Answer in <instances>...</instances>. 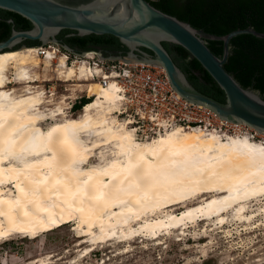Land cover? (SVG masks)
Instances as JSON below:
<instances>
[{
    "label": "bare ground",
    "instance_id": "obj_1",
    "mask_svg": "<svg viewBox=\"0 0 264 264\" xmlns=\"http://www.w3.org/2000/svg\"><path fill=\"white\" fill-rule=\"evenodd\" d=\"M35 46L0 52V243L71 223L85 256L109 242L128 252L135 237L162 244L200 222L207 234L232 221L257 227L263 141L181 125L140 138L117 115V83L92 77L100 67ZM53 80L63 92L48 90ZM84 93L92 98L71 115Z\"/></svg>",
    "mask_w": 264,
    "mask_h": 264
},
{
    "label": "water",
    "instance_id": "obj_2",
    "mask_svg": "<svg viewBox=\"0 0 264 264\" xmlns=\"http://www.w3.org/2000/svg\"><path fill=\"white\" fill-rule=\"evenodd\" d=\"M0 8L15 12L32 23L30 29L14 30L6 40L0 41V52L14 50L23 40L40 41L41 45L50 42L61 45L57 35L65 29L80 36L113 35L130 50L125 56L128 58L108 51L112 58L159 63L174 88L186 99L210 107L224 119L246 123L256 131L264 132V98L259 91L244 88L224 67L233 37L250 33L264 38V32L248 27L223 36L209 34L156 8L148 0H0ZM206 39L223 41L222 57L210 49ZM163 42L178 44L188 50L222 88L226 101H219L199 90ZM138 46L151 50L154 56L140 58L134 52ZM62 47L73 52L68 45Z\"/></svg>",
    "mask_w": 264,
    "mask_h": 264
},
{
    "label": "rangeland",
    "instance_id": "obj_3",
    "mask_svg": "<svg viewBox=\"0 0 264 264\" xmlns=\"http://www.w3.org/2000/svg\"><path fill=\"white\" fill-rule=\"evenodd\" d=\"M54 47L57 49L58 45ZM44 84L48 90L56 87L58 92L66 87V83L59 80ZM82 98H88L87 93L82 94ZM79 110L69 109V113L77 115ZM255 139L264 142L260 134H255ZM257 218L261 220L256 223L257 227L250 229L253 232L232 221L224 224L223 229L209 225L207 234L200 222L185 235L178 236L174 231L162 235V244L135 237L128 252L123 251L128 242H109L98 245L85 256L81 253L85 245L77 246L78 236L70 223L42 233L36 239L15 234L1 242L0 264H32L39 259H45L46 264H264V214Z\"/></svg>",
    "mask_w": 264,
    "mask_h": 264
},
{
    "label": "trees",
    "instance_id": "obj_4",
    "mask_svg": "<svg viewBox=\"0 0 264 264\" xmlns=\"http://www.w3.org/2000/svg\"><path fill=\"white\" fill-rule=\"evenodd\" d=\"M148 1L165 13L188 22L193 27L202 29L209 34L223 36L231 31L248 27L264 32V0ZM4 11L19 17L25 29L32 27V23L23 16L12 11ZM63 31L74 32L69 29ZM77 38L84 41V43L122 44L113 35L90 34L78 36ZM206 42L216 55L223 56V41L206 39ZM163 44L169 52L173 51L175 53V61L199 90L219 101H226L222 88L188 50L181 45L170 42H163ZM230 47V54L224 67L244 88L259 91L264 98V38L250 33L239 34L231 39ZM90 99L82 98L80 103L75 104V108H81Z\"/></svg>",
    "mask_w": 264,
    "mask_h": 264
},
{
    "label": "built area",
    "instance_id": "obj_5",
    "mask_svg": "<svg viewBox=\"0 0 264 264\" xmlns=\"http://www.w3.org/2000/svg\"><path fill=\"white\" fill-rule=\"evenodd\" d=\"M56 43L37 45L39 54L46 56L49 47ZM58 45V51L68 54L70 63L86 61L91 66H98L100 73L92 75L101 84L114 81L122 97L121 108L117 115L133 121L130 125L137 128L140 138L158 135L160 131L181 125L188 129L201 128L216 130L223 134H248L255 138L256 130L246 123L232 122L222 118L210 107L195 103L183 97L172 85L165 68L159 63L145 60L112 58L97 50L71 53ZM92 55V56H90ZM100 74H102L100 76ZM105 76L109 78H105ZM69 109L75 108L77 101ZM78 102V103H79ZM164 120L166 124H160ZM255 133V134H254Z\"/></svg>",
    "mask_w": 264,
    "mask_h": 264
},
{
    "label": "flooded vegetation",
    "instance_id": "obj_6",
    "mask_svg": "<svg viewBox=\"0 0 264 264\" xmlns=\"http://www.w3.org/2000/svg\"><path fill=\"white\" fill-rule=\"evenodd\" d=\"M23 24L21 23L19 17L16 15H12L8 12H5L4 9L0 8V41L6 40L14 30H24ZM80 36L75 34V32H64L63 30L60 31L57 35L58 40L61 42V45H68L73 49L72 53H82L87 50H97L103 53V55L110 56L108 51H114V55H126L130 48L124 44L121 45H109L104 43H97V42H87L78 39L77 37ZM40 45V41H31V40H23L19 44H17L14 48H21L24 45ZM134 52L140 58H152L153 52L147 48L138 46L134 48ZM170 54L173 56L175 53L172 51ZM113 55V54H112ZM175 60V59H174Z\"/></svg>",
    "mask_w": 264,
    "mask_h": 264
},
{
    "label": "snow or ice",
    "instance_id": "obj_7",
    "mask_svg": "<svg viewBox=\"0 0 264 264\" xmlns=\"http://www.w3.org/2000/svg\"><path fill=\"white\" fill-rule=\"evenodd\" d=\"M262 155H264V153H262Z\"/></svg>",
    "mask_w": 264,
    "mask_h": 264
}]
</instances>
